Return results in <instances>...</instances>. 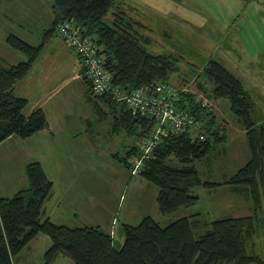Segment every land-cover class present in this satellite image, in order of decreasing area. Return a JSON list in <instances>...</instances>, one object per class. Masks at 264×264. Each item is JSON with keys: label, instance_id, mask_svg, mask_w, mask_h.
<instances>
[{"label": "trees", "instance_id": "1", "mask_svg": "<svg viewBox=\"0 0 264 264\" xmlns=\"http://www.w3.org/2000/svg\"><path fill=\"white\" fill-rule=\"evenodd\" d=\"M171 1L179 4L182 0ZM113 7V0H53L52 18L41 33L39 46H31L16 36L8 38L9 47L26 60L6 67L0 61V144L9 137L28 139L48 127L41 109L25 114L28 101L16 96L14 89L29 74L43 47L54 36L75 54L59 37L60 25L69 22L98 47L113 87L127 94L138 89L154 90L158 84L169 85L174 90L170 102L176 110L192 117L197 132L204 135V140L199 141L188 134L170 132L144 160L137 175L157 189L159 213L169 215L193 206L198 199L193 189L197 187L221 186L248 198L252 213L211 223L198 217H181L164 227L146 216L137 225L123 224L124 240L116 249L112 236L100 227H69L45 217L44 204L52 194L53 183L41 164L33 162L26 167L28 187L12 197H0V264H15L19 254L39 234L51 239L43 256L44 264H51L59 256L68 257L74 264H264V259L256 254L255 244L260 228L258 217L264 209V124L254 119L251 95L239 78L212 58L202 66L203 77L211 85L208 92L201 90L205 98L174 87L171 76L177 72L180 59L173 54L148 52L142 45L147 38L139 31L145 26L126 20L119 12L109 18ZM106 18H109L107 22ZM81 67L79 77L84 98L100 119L111 115L110 133L118 135L123 131L139 141L124 156H113L130 169L131 158L138 155L155 122L147 114L134 113L109 93L95 95L82 64ZM218 99L228 101L231 113L244 131L249 160L232 176L212 182L202 180L196 164L211 160L217 149L219 155L225 152L224 128L207 102ZM205 102L208 106H204ZM130 175L133 178L131 172ZM200 225L206 230L197 235L196 228Z\"/></svg>", "mask_w": 264, "mask_h": 264}, {"label": "rangeland", "instance_id": "2", "mask_svg": "<svg viewBox=\"0 0 264 264\" xmlns=\"http://www.w3.org/2000/svg\"><path fill=\"white\" fill-rule=\"evenodd\" d=\"M113 1L114 7L108 17L119 12L126 20L138 21L144 25L139 31L147 38L142 45L148 52L173 54L180 59L177 72L171 76L174 87L205 98V93L201 90L208 92L211 85L203 77L202 66L212 58L242 81L254 102V119L259 124H264V0L251 3L242 0H182L179 4L171 0ZM52 2L53 0H0L1 59L7 60L5 53L11 51L15 59L11 57L10 61L16 60L12 65L18 64L16 57L21 56L26 60L24 55L7 44L8 38L12 36L21 37L31 46H39L41 33L52 18ZM109 18L105 19L106 22ZM56 44L63 48L67 57L64 58V66L57 63L55 58H50V64L55 65L49 72L48 79L52 77L57 82L59 77L64 76V80L70 81L68 85L64 83L61 92L55 93L60 92L49 106L58 104L59 101L56 100L62 96L69 97L61 106L69 114L64 119V133L59 137L64 148L62 153H73V158L59 160L57 177L64 174L66 179L62 182L57 180V195L52 201V190L51 196L46 200L52 202L48 204L45 217L50 216L54 223L69 227H100L114 238V246L119 249L124 240L123 224L137 225L146 216L152 217L164 227L181 217H198L200 221L211 223L219 219L251 215L250 200L231 193L227 186L216 189L197 187L193 189V194L198 197L193 206L161 215L156 203L157 189L137 174L132 178L129 167L125 168L113 157L124 156L126 150L139 144V141L126 136L123 131L118 135L110 133L111 115L100 119L92 104L85 98L83 102L78 67L75 66L72 52L54 36L49 46H46L44 55L48 53L49 47L55 48ZM12 65L9 62L1 66ZM61 66L64 68L62 74H54ZM74 75L79 77L78 81L72 80ZM207 102L224 128L225 152L219 155L217 149L212 153L211 160L198 162L196 166L202 180L222 181L232 176L249 160V152L244 131L231 113L228 101L218 99ZM49 116L51 118L50 113ZM35 140L37 139L31 142L9 137L0 144V197H12L28 187L26 167L38 162L34 160L42 162L43 165L39 163L44 172L48 171L44 148L47 146L46 142L32 144ZM31 152L35 159L30 157ZM64 185H67L65 188L69 193L74 191L71 199L65 198ZM59 201L62 202L60 207L56 205ZM88 201L97 204V207L99 204L100 210L92 215V210L87 206ZM107 208H117L113 219L109 218V211H104ZM73 213L78 215L75 217ZM258 225L260 228L255 237L256 254L264 259V209L259 214ZM205 230L200 225L196 228V234L200 235ZM30 242L33 244L19 254L15 264H44L43 256L51 245V239L39 234ZM48 243L49 247H46ZM57 258L61 259L60 262ZM57 258L51 264H74L66 256Z\"/></svg>", "mask_w": 264, "mask_h": 264}, {"label": "built area", "instance_id": "3", "mask_svg": "<svg viewBox=\"0 0 264 264\" xmlns=\"http://www.w3.org/2000/svg\"><path fill=\"white\" fill-rule=\"evenodd\" d=\"M59 37L79 57L95 95L109 93L114 100L128 105L134 113L147 114L155 122L154 128L141 143L138 155L131 158V174L135 175L141 170L152 149L170 132L188 134L199 141L204 140V135L198 133L194 127V119L176 110L173 102H170L174 92L172 87L158 84L154 90L138 89L125 94L123 90L111 85V77L105 69V60L98 47L88 37H82L74 24L65 22L60 25ZM204 106H208V103L205 102Z\"/></svg>", "mask_w": 264, "mask_h": 264}, {"label": "crops", "instance_id": "4", "mask_svg": "<svg viewBox=\"0 0 264 264\" xmlns=\"http://www.w3.org/2000/svg\"><path fill=\"white\" fill-rule=\"evenodd\" d=\"M50 42H48L43 47L39 57L34 62L29 74L23 80H21L20 82H18L16 84L15 89H14V94L16 96H20V97L27 99L28 105H27V108L25 110L26 115H29L35 109H41L47 118L48 127L45 130L39 132L38 134H36V135H34L28 139H25V140H30L32 142V140H34L36 138L37 140H35L32 144H34L35 142H40V141H42L43 143L46 142L47 146H44V148H45L46 156H47L46 161H47L48 171L45 170L46 171L45 173H46V176L49 178V180H51L53 182V197H52L53 199L51 198V200L53 201L57 195V191L55 189V188H57V184H56L57 180L62 182L63 179H66V176L64 174L59 175L57 177L58 171H59V166H60L59 160L61 158H62V160L66 159V158H73V153H69V154H65V152L62 153L64 148L62 145L61 138L59 137L60 135H62L64 133V127H63V126H65V124H64L65 120L64 119H65V116L66 115L68 116V114H69L68 111L66 110V112H65V110H63V107H61V106H63L64 101L66 102L69 97L68 96H62V98L56 100V101H59L58 104H55L53 106H49V103L52 102L54 100V98L57 95H59V93L61 92L60 89L64 85V83H66L68 85L69 81H70L69 79L64 80L63 79L64 76L62 78L59 77L57 82H54L52 80V77L48 79V75L50 74L49 72L53 69V67L55 65V64H50L51 63L50 58H55L57 60V63H59V64L61 63L64 66V64H65L64 58L67 57V54L60 45L56 44L55 48L53 46L49 47L48 53L46 55H44L45 54L44 50H45L47 45L49 46ZM60 43L62 44L61 41H60ZM72 54L75 56L73 59H74L75 66L78 67V69H77L78 74L77 75L79 76V73H80L82 67H81V64H80L77 56L73 52H72ZM5 55L7 56L8 61L6 59L4 60V59L0 58V61L2 64H7V63L11 62V65H12L15 63V61H16V60H14L15 55H13L11 53V51H8V53H5ZM11 57H14V59H12V61H10ZM16 59H17L18 63L25 61L24 59L21 58V56L18 58L16 57ZM63 66L59 67L60 68L59 70L61 72L59 70H57V71H55L54 74L60 76L64 70ZM77 75H74L72 77V80L78 81L79 77ZM81 86H83V85L81 84ZM82 90H83V87H82ZM57 91H60V92L55 94ZM82 93H83V91H82ZM83 102H84V95H83ZM49 113L51 115V118L49 116ZM62 118H63V120H62ZM80 123H81V120H80ZM74 133H73V136L75 135ZM73 145H75V144H73ZM31 154H32V156H30V157L35 159L33 157L32 152H31ZM34 161L40 162L39 160H34ZM40 163L43 165L42 162H40ZM51 167H52V170H51ZM69 177H70V175H69ZM66 186L67 185L63 186V188L65 189V198L71 199L72 195L74 194V191L72 193H69L65 188ZM246 199H248V198H246ZM52 201H48V202H46V204H44L45 214L47 211L48 204H50ZM87 204H88L87 205L88 208L90 210H92V215L94 214L95 211L100 210L98 208L100 206L99 204H98V207H97V204L92 203V201L91 202L88 201ZM56 205L58 207H60V206H62V202L59 201ZM116 210H117V208H114V209L107 208L104 211H109L110 212V214H108L109 218L113 219L114 218L113 215L116 216ZM113 211H115V212H113ZM73 215L76 217L78 214L73 213ZM47 217L50 220H52V218L50 216H47ZM101 217L102 216H100V218ZM94 218H95L94 223H96V217H94ZM93 225H95V224H93ZM120 234H121V232H120ZM113 241H114V238H113ZM32 242H30L27 245V247L30 248V246L33 244ZM119 244L120 243H118V245ZM114 245H116V244H114ZM46 247H49V243L47 244ZM56 260H58L60 262L61 259L57 258ZM62 261L64 262V259H62ZM27 263H30V262H27ZM64 264H66V263H64ZM69 264H71V263H69Z\"/></svg>", "mask_w": 264, "mask_h": 264}]
</instances>
